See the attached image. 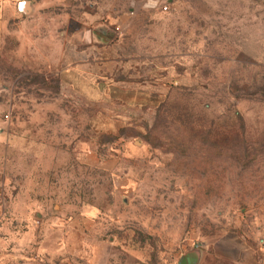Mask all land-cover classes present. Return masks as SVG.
<instances>
[{"label": "rangeland", "instance_id": "obj_1", "mask_svg": "<svg viewBox=\"0 0 264 264\" xmlns=\"http://www.w3.org/2000/svg\"><path fill=\"white\" fill-rule=\"evenodd\" d=\"M1 131L35 146L0 183V264L28 211L94 212L111 264L193 238L264 264V0H0Z\"/></svg>", "mask_w": 264, "mask_h": 264}, {"label": "crops", "instance_id": "obj_2", "mask_svg": "<svg viewBox=\"0 0 264 264\" xmlns=\"http://www.w3.org/2000/svg\"><path fill=\"white\" fill-rule=\"evenodd\" d=\"M29 18L30 16L27 19ZM81 65V62H73L74 67L71 69L75 71L67 75L79 78L80 74L76 70H79ZM86 67L84 65V69ZM0 133L4 135V132ZM11 145L13 153H9L8 157L3 156L0 150V178L3 179L6 175L5 181L0 179V183L5 182L6 189L10 190L16 187L11 178L16 168L13 162L14 149H33L35 144L25 140L15 141ZM13 193V196L17 195V192ZM25 193L26 196L40 195L36 190H26ZM2 204L0 201V213L4 212ZM35 206L36 204L32 203L29 210ZM41 213L36 211V221L32 219L31 211L22 215L19 235L14 231L10 237L4 239V253L7 257L5 264H111L113 242L102 232L101 222L95 219L94 212L75 214L62 219L60 216L48 217L45 211L44 215ZM10 223V230H15L17 226L14 220ZM187 245L188 247L178 255L175 264H241L233 250L229 252L223 246L219 249L211 242H198L194 238Z\"/></svg>", "mask_w": 264, "mask_h": 264}, {"label": "water", "instance_id": "obj_3", "mask_svg": "<svg viewBox=\"0 0 264 264\" xmlns=\"http://www.w3.org/2000/svg\"><path fill=\"white\" fill-rule=\"evenodd\" d=\"M21 11L24 13H29L30 12V8H29V3L26 2L24 4L21 5Z\"/></svg>", "mask_w": 264, "mask_h": 264}]
</instances>
